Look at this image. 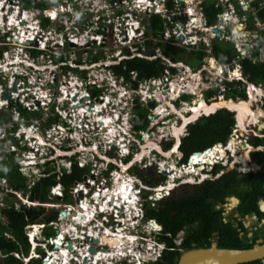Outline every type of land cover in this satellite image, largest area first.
I'll list each match as a JSON object with an SVG mask.
<instances>
[{"label":"built area","instance_id":"obj_1","mask_svg":"<svg viewBox=\"0 0 264 264\" xmlns=\"http://www.w3.org/2000/svg\"><path fill=\"white\" fill-rule=\"evenodd\" d=\"M13 1H15V3L12 4V6H10L12 8H11V13L9 14H6V9L9 6L5 10H2L1 9L2 6L0 5V24H3V17H2L3 15L7 16V22L9 21V18L11 16L18 17L17 19H18L19 24L16 26L17 27L16 34H13V36H11L12 39H10V36L6 35L4 42H3L4 44H7V45H13L14 46L13 48L18 51H23L24 58L14 57L12 60L13 63H15L17 59L20 62L21 61L24 62L25 58L26 60L30 58L32 50L47 51L49 46H51L50 44H53L56 46L63 45V42L65 41L64 33L62 31L63 25L57 23V26L54 25V27L50 29H46V28H43L44 26L42 25L40 26L36 19L32 21L30 20V24H28L25 20L27 13H30V12H33L34 14L43 15L44 18L49 16L51 18L50 20H54L57 16L53 17L54 15L50 14L51 11L47 9H44L43 14H42L39 10L32 9V8H30L29 10H23L21 14L19 15V13L17 12L19 10L18 1L17 0H13ZM161 1L163 5H166L167 0H161ZM183 1L186 2L187 0H172L171 6L173 10L171 11L170 14H165L164 13L165 8L163 9L162 7L156 9L155 12H161V16L164 17L165 20L169 24H171V26L168 29L169 31L164 32L163 38L167 42L173 45L184 47L187 53H190L195 50H198V51L202 50L203 55L201 59V65L198 68H196L195 72H193L192 70L189 69V67H187V65L186 66L183 65L181 67L180 65H178L179 62L175 64V63H172L170 60L164 58V60L167 62V65L163 67L159 77L157 78L151 77V78L144 79L141 84L144 87V89L141 90V92H145L146 87H148L151 84L154 86L152 93H154L155 91L157 93L164 92L168 94L169 97L172 98V100L174 99L176 100L177 98H179L182 95L187 94L191 90L188 84L184 82L181 83L182 81H184V77H182L183 75H186V77L189 76L190 78L196 77V78L201 79V84L203 86V90L199 94L201 97H203L204 93L207 90H209L210 88H214L216 89V94L211 97L215 98L216 96L219 98L220 97L224 98L226 90L229 89V86H227L225 82H233V81L235 82L240 81V83L234 82V85L232 87L236 86V87L241 88L244 91V94L246 97H248V94L250 92H253L255 89L264 91L263 87L260 84L262 82L254 83L247 79V77L242 73L241 64H240V61L245 58L251 59L252 61L256 62V61H262L260 57V53L263 54L264 56V46L263 45L260 46V53L258 54V56L256 58L252 56V53L254 52V48L256 47L257 42H258L259 31L264 30V23L259 18H257V16L255 15L256 9L253 4L254 0H236L237 3L239 4V9H240L239 13L229 3L230 0H219L218 1L219 3H225V2L227 3V9L224 12H222V14L217 15L218 22H215V23L209 22L202 15L201 9L199 6L200 0L195 1L193 11L188 10L186 12L181 10L182 9L181 3ZM4 2L6 3L7 0H4ZM73 2H75V0L66 1L67 7L72 8L69 11H67L66 13L67 17H68V12L70 14H73V11H72L73 10L72 6L74 4ZM106 4L109 5V6H106L107 9L111 8L108 14H105L104 13L105 11L103 12L99 10L95 12V15L97 16L98 20H102L96 28V30H98V32L96 33H99L97 34V36L106 35V30H105V26L107 25L106 20L114 17V18H117V20L120 19V23H118L116 26V34L114 35L115 39L118 40V41L117 40L114 41L115 44L119 43L120 40H131L132 35L136 36L137 39H141V38L144 39V31L146 28H145V25L142 24L141 22V17H139L140 21L135 20L136 19L135 17H138L136 13H138L137 11L138 9L140 10L139 12L143 10L149 11L148 6L150 7L156 6V3L154 1L151 2V0H139V1L133 2L131 0H113V1L107 0ZM257 4L259 6H262L264 4V1L260 0L258 1ZM61 7H66V6L62 4ZM55 11H56V14L58 15V12L60 10L56 8ZM193 18L197 19L198 21L193 22ZM21 19L25 20V23L20 24ZM133 19L135 20L136 25L134 24ZM199 21H203L202 26H200ZM214 28L216 30H214ZM20 29H21V32L19 33ZM207 29L208 31H206ZM51 32L56 33V38H54L53 40L59 39L60 43L52 41ZM128 33H131L132 35H129ZM207 33H209L212 36L207 37L206 36ZM19 34L21 35L18 38ZM180 36H181V39H180ZM73 37L77 39L76 36L71 35V37L67 39L68 41H65L64 43L66 44V42H68L70 44V42H73L71 39ZM94 38L95 37H93V39ZM14 39H16V41H14ZM213 39L232 42L233 47L238 51V54L233 56L229 62L217 61V59L212 54V47L210 44V42ZM74 43H77V42L75 41ZM123 46H128V45H123ZM7 53L8 51L4 50L3 57H7L6 55ZM135 55L144 56L140 52H135L133 53L132 56H135ZM40 56H42V54H39V57ZM44 57L46 59L45 60L46 65H44L43 67L36 66L30 62L25 61L24 63H26V66L32 65V68L24 69V68H21V66L19 67L14 66L12 68L14 73L10 71L11 76L9 74L7 77V79L9 78L8 89L10 88L12 89L13 85H18L16 87H17V91L19 92L12 91L11 89L9 90L11 93V96H16V97L18 96L19 101L24 105L26 109L30 111L38 109V105H43L42 108H44V110H43L42 115L39 116V118H41L42 120L39 119L38 117L27 118V121L29 123L26 125V128L30 131V133L24 132L22 134V131L24 129V126L22 124L25 122V117L19 114V112L13 111L14 115H12V119L4 120L1 114V110L3 106L2 107L0 106V156L1 155L3 156V157H0V161L5 158L6 154L10 153L13 155L14 161L17 164V167L21 173H24L26 175H31L35 179H38V180L40 178H47L51 176L52 174H54L56 183L55 185L50 186L48 191H49V194H51V197L58 196L62 198L63 197V186L58 181L61 179V177L64 174L71 172V167H72L71 161L64 160L63 156L65 154H63L59 150V148L58 147L56 148L53 144H50L49 142H42V144L50 145L54 149V151L49 152L45 148L47 145L45 147L43 145L37 146L34 138H30V135L37 137L38 132L42 131L43 126L46 127L45 131H43V134L45 135V139L50 137L52 132L57 133V136H52L54 140H57L58 138H60V136L63 139L66 138L64 125L62 123L60 124L58 121L60 120V117L65 119V116H66L65 111L62 114L61 112L63 111H60L61 108H59V106L56 105L55 110L57 111L58 115H60V117L58 116L59 119L53 120L51 122H47L48 119L52 117L54 114L50 112L51 114L49 115L47 113L48 110L46 108L45 102L40 100L37 103V100L43 97H47V99H50L49 96L53 97L52 94H50L51 86L50 84H44L43 78H42L43 75L39 74L40 76H36V74L38 73L36 74L34 73L41 72L43 68H46L45 69L46 76L48 77V81L51 82L52 78L61 76V73H60L61 70L54 72L51 69H54L55 67L59 68V66L64 65L67 62L68 58L66 55H62L61 53L59 55H54L53 53H50L48 55L45 53ZM161 58H163V56H161ZM10 61L11 60L8 59V61L4 60L0 63V70H2L3 73H5V70L9 69V67L6 66V63ZM174 64L175 66H179V67H176V72L171 71L169 69V67L173 66ZM130 73H131L132 78H135L136 76L135 72L130 71ZM16 74H19L20 76L17 77ZM178 74H181L180 79H179L180 82H175V81H173L174 83L169 82V81H172V76L178 75ZM61 77H64V75ZM0 78L1 80H3L5 77L4 75H1L0 73ZM39 78H41V81L39 80ZM13 79H16L18 81L17 84L16 83L12 84ZM28 81L31 82L30 85L27 83ZM168 83H169L168 87H166L163 90V87H165L166 84ZM243 83L244 85H242ZM0 90H3V88H0ZM148 97H150L149 93L146 94V97H144V95H141V99L145 101H147L146 99ZM60 98L61 97H57V100H60ZM235 99H238V97H236ZM5 101L6 100H4L3 102ZM179 102H183V99L179 100ZM262 108L264 109L263 103H262ZM13 119H16L19 123V126L17 128H15V123ZM48 123H51V124L53 123V124L51 125V127H49L50 124ZM238 132H239V126L237 122L235 121V123L233 124L231 128V132L229 134V138L226 144L223 146L222 144L217 143V144H214L212 148L220 147V148H223L225 151L229 150L231 152V155L233 156V154L236 153L238 148L244 147L243 145L247 146V143H248V141H246L245 139H243V141L241 140V137L239 136ZM105 141L107 145H110V146L112 145L111 140H109L108 138L105 139ZM92 145L94 146V144ZM230 146H232L231 149H229ZM121 147L123 148V145H121ZM107 149H108V146H107ZM209 152L204 150L198 155H196L195 153H192V155H190L189 161L191 162V158H194V156L204 155ZM75 153L76 151H72L69 155H74ZM206 158L207 157H203L200 165H203L205 163L204 159ZM220 158H221V155H219L218 153H215L213 157L210 158V160L217 161V159L219 160ZM197 163H199L198 160H196L195 162H193L192 160V165H195ZM160 165H161L160 167L162 168L163 165L162 164ZM188 165H191V164L188 163ZM200 165L199 167L201 168L202 166ZM46 166L48 167L47 169H46ZM78 166H82L81 163H78ZM190 169L192 171L194 170L191 167ZM91 172L92 170H90V174L86 173L85 177H81L80 180L74 181V183L68 188V192L69 194L70 193L73 194V198H75L77 194L82 191L81 197L77 200V202L64 203L63 210L66 213L65 217H63L60 213H59V218L57 216V221L64 222L65 220L70 219V220H73V222H75L76 224H78L80 227L79 234L77 233L75 234L72 231L67 230L65 226L61 230H55V228H53L52 226H55L56 228L59 227V223L56 221H50L48 223L44 221H40V222L33 221L25 225V233L27 235L29 242L31 243L30 246H31V253L33 257L38 256L36 253H34V250H33L34 247L35 246L41 247L44 245V243L41 241L42 238L45 239L46 245L51 244V246H53L52 249L46 248V246L43 248L44 254L43 255L40 254L41 264H44L45 261H47V258L51 259V256L48 257V255L50 252H52L53 249H54L53 253H63L64 251V254L65 253L68 254V252L69 254H71V252L76 250L75 253L78 254V257L76 258L79 261V264H83L82 259L84 258V256H87L90 260L91 258H93L90 264H98L95 261L96 259L95 255L97 253H94L93 255L94 257L88 254V250H87V253L84 252L80 254L82 249L85 248V246L79 245V242H77L79 239L81 240L84 239L83 236L85 234H88V231L92 229V226L94 227L93 232H92L93 234L91 236L92 244L93 245L97 244L95 245L97 248L96 250L97 251L99 250V252H101L103 257H109L108 255L109 252L107 250H104V248H106V244L103 243L100 239L101 235L105 234L103 232L106 229L110 231L109 233L114 234V235L121 234L122 236L129 237V239H131L132 237L134 238V243L137 241V244H138V240L141 239L139 235H136V230H138L137 229L138 218L142 217L141 207L137 206L135 212H133L134 209L133 210L129 209V207L127 206L128 203L126 201H122V203H118L116 199L110 200L109 199L110 195L106 197V200L103 203L101 199H104V198L99 196V191H101L99 189L106 188L105 186L94 185L92 189L91 188H89V190L87 189L89 184H91V180L93 179ZM183 181L184 180H182V182ZM34 184H35L34 180H31V182L28 183L27 188L14 189L10 185L9 180L5 176L0 175V223L1 224L6 223V214L1 211V207H4L5 205L9 203L12 204V207L14 209H18V210L21 209L22 207L30 208V207H36L38 205H42V206L52 205V203H43V202H40V201H37L31 198L32 187L34 186ZM164 188L165 186H158L155 189V195L158 197L160 195L159 190H162ZM90 190L92 191L91 193H90ZM134 190L135 192L139 191L138 188H134ZM112 198H115V197H112ZM152 198L155 199L154 196ZM87 200L88 201L90 200V203L86 202ZM103 205L105 207H109V211H111V214L113 217H107V216L101 215V220H102L101 223H104L107 227L113 230L102 227L101 231H99L101 224L99 221L96 222L95 220H93L94 222L92 223V226H89L88 229L85 230V228L84 229L82 228V224L89 220L85 219L84 221H81V223H77V220L73 219L75 216H71L72 213L77 212V215L80 218H83V214L85 213L84 211L88 210L90 212L89 214V218H90V216H92L91 209L95 211L97 207L103 213H107V211H104V208H102L104 207ZM118 205H120V207L122 208H118ZM83 208L85 209L82 212H80L79 209H83ZM119 212L121 214H119ZM132 212L135 214L134 216H131ZM110 221L113 222V225L110 224ZM127 221L130 222L129 224L133 225L130 228L131 234H128V235L122 232L125 228L124 224ZM114 222H117L119 223V225H121L120 230H117L118 226L114 228ZM150 222H153V220H149L147 222L148 229H151ZM97 223L100 224V226H98ZM35 225L38 226L37 227L38 229H35ZM49 225H51L52 227L51 230L54 231V234L47 236L45 235L44 231L49 227ZM155 228L158 229L159 227L156 225ZM85 231L87 232L83 234V232ZM138 233H139V230H138ZM4 234L9 237L8 233L4 232ZM76 235H79V236H76ZM60 236L62 237L61 245H60L62 247L61 249L57 247V240ZM75 237H77V239H75ZM95 239H97L96 242H94ZM69 244H71V248H68ZM139 245L141 244L139 243ZM121 246H125V244ZM136 253L137 252H134L133 254H136ZM156 254H157V251L152 250L148 252L147 257L154 258ZM54 256H57V255L54 254ZM135 258L137 257L135 256ZM57 259L58 258L56 257V261L50 264H57L58 263ZM62 264H65V263H62Z\"/></svg>","mask_w":264,"mask_h":264},{"label":"rangeland","instance_id":"obj_2","mask_svg":"<svg viewBox=\"0 0 264 264\" xmlns=\"http://www.w3.org/2000/svg\"><path fill=\"white\" fill-rule=\"evenodd\" d=\"M131 1L136 2L139 0H131ZM152 1H154L156 3V6L155 7H149L148 6L149 11L143 10V11L139 12L140 10L138 9L137 10L138 13H136L138 17H135L136 18L135 20H139V17L144 18L145 16H147L148 13L155 12V10L160 8V7H162L164 9L165 5H163L161 0H151V2ZM191 1L192 0H188L185 7H187V5ZM14 3H15V1H13V0H7L6 3L4 2V0H0V4H4V7L1 8L2 10H5L8 6H12V4H14ZM51 3L53 5L50 9H54V6H56L57 9L60 10L58 12V15H57L55 21H56V23L63 25L62 31L64 33L65 41H68L67 39H69L71 37V35L76 36L77 39H75L74 37L71 38L73 42H70V44L68 42H66V44H65L64 43L65 41H64L62 46H56V45L50 44L51 46H49L46 54L49 55L51 52L54 55H59L61 53L62 55L67 56V58H68L67 62L64 65L59 66V68H55V70L58 71V70H60V67H63V70L66 71L65 81L67 83H70L69 85L73 84L72 87L74 86L75 83H78L77 80L81 76L84 75V73H81V75H80V73H77L74 71H81V72L86 73V79L83 82L84 85H88L89 82L93 83L92 82L93 81L92 76H96L94 87H96V89L99 90V92L97 94V102H96V104L98 106L97 111L100 112V115H102V116L107 115L110 119H112L110 121L111 122L110 123L111 126L109 127L110 129L107 127V130L104 132V131H101V127L99 125L100 123H98V121H97L96 126L93 127V116L92 115L87 114L85 112H81L80 115H82L83 117L86 116V118H87V122H85V127L78 129V131L76 133L74 132L75 127H69L68 128L69 132L68 133L65 132V136H69V137H71V139L72 138L73 139L78 138L81 140L82 149H83L82 151H80L81 152V158L83 159L85 156H88V157H91V159H92V165L94 166V169L92 170L91 175L93 176V179L91 180V184H89L87 189L88 190H89V188L92 189L94 187V185L105 186L106 188L99 189V190H101V191H99V196L100 197L103 196L102 198H104V199H101V201L104 203L106 200V197L109 195H110V198H109L110 200H115L116 195L112 196L110 194V191H112V188L115 185V181L123 182V180L126 181V178L128 177L131 179L132 183L139 182L142 185H145V183L141 179H139V178H143V176H145L144 179L146 180L147 185L156 184L161 178H162V182L164 183L165 181L168 180L166 174H164L163 172L162 173H156L157 172L156 167L154 169L151 168L148 170V168H149L148 165L156 166L157 163L153 161L151 164H147L145 161H148V160L155 158L157 156V155L153 154V151H152V148L156 147L154 144L159 143V145H161V147L162 146L164 147L165 144L168 142V140L170 141L171 139H173V131L171 129L172 126L178 125L180 123V121H182L181 125L183 124V120L180 117V112H179V115L176 113H175L176 115H173L171 110L169 109V105L166 107L161 102L159 104L160 108L158 107V116L156 118H153V119L151 116H148V118H149L148 124L142 130V132H140L138 135H136V132H134L133 121H132L133 119L136 118V115L140 112V109L136 108V102H140L141 104H143L145 102V100L141 99V96H140V83L136 79H133L131 76H129L126 80H123L122 78L116 79V77L114 76L113 70L111 68V65L118 63V60L121 58L123 45H128V49L131 51V56H132L133 53L137 52V50L139 52H142L143 50L145 52L147 51L146 45L149 44V38H148V41L143 40L142 38L137 39L136 36H133L131 33H128L129 35H132L131 40H120L119 43L115 44L114 41H116L117 39H115L114 35L116 34V26L118 23H120V19L117 20V18H114V17L106 20V22H107V25L105 26L106 35L97 36V34H99V33H96V32H98V30H96V28L102 20H98L97 16L95 15V12L97 10H99V11H103V12L105 11L104 13L108 14L109 11L111 10V8H108V9L106 8V6H109L108 4H106L107 0H76L75 2H73L74 4L72 6L73 7V10H72L73 14H70L68 12V17L66 15V13H67V11L72 9L71 7H67V4H65L66 7H61V5L56 4L55 0H52ZM75 6H76V8H75ZM105 8H106V10H105ZM62 10H64V11H62ZM42 17H44V16L42 15ZM31 19H33V20L36 19L40 25L39 14H34L33 12L27 13V16L25 18L26 22L30 24ZM135 20L133 19L134 24L136 25ZM216 21L218 22V20L213 19L210 22L214 23ZM50 25L54 27V24L52 25V23H51ZM55 25L57 26V24H55ZM6 31H7V33H6ZM16 32H17V29H14V27H12L10 29L0 28V35L8 34L11 37V36H13V34H16ZM51 36H52L51 39L53 42L60 43L59 39L53 40L54 38H56L55 32H51ZM206 36L211 37L212 35L207 33ZM93 37H95V38L93 39ZM75 41L77 43H74ZM138 42H141V44H139V46H137ZM13 47H14L13 45H9L8 49L12 50ZM138 47H140V48H138ZM98 51L101 52V55H103V57L95 59L94 56L97 55ZM11 52L14 54H18V52H13V51H11ZM183 53H187V52L184 51ZM6 55L10 56L11 54L7 53ZM260 57L262 60L260 62H264L263 54L260 53ZM123 58H125V57H123ZM39 59H45L44 55L42 54V56H40ZM94 61H96L97 63L93 64ZM79 63H81L82 65H80ZM192 64L194 66L197 65L194 62ZM175 72H176V70H175ZM180 76H181V74L172 76V81H169V82H171V83H174L173 81L180 82V80H179ZM182 77H184V81H182L181 83L184 82L190 86V89H194V86H195L196 82L198 81L196 79V77L189 78V77H186V75H183ZM260 84L264 89V82H262ZM168 85H169V83L166 84L165 87H163V90L166 87H168ZM242 85H244V83ZM68 89H70V87L67 88V90ZM72 89H74V88H72ZM124 89H126V93L124 95H125V97H127L128 101H123L122 99L119 100L117 98V96L120 94V93H118V91L122 92ZM199 94L200 93H198V95L195 97H193L192 95H187V94L182 96V97H184V98H182L183 102H179L178 106H180L179 111L181 110L183 115H186L188 113L189 106H193V104L197 101ZM261 95L262 94L260 93V96ZM204 96L203 97L199 96V97L202 100H204L205 102H212V101H215L216 99L219 98L216 96H215V98H213V97L205 98ZM158 97H160L161 99L165 98L167 100H170L169 95L164 93V92L162 93V95H158ZM229 97L232 99H225V100L226 101H228V100L238 101V99L243 100V99H240V97H238L237 100H233L236 97L235 98L232 96H229ZM259 98L257 97L255 99V101L253 100L251 102V105H250L251 106V112L254 113V115L257 114L256 119L251 120V119H249L248 115L242 116V121H243L245 127L242 128L241 130H239V132H238L242 141H243V139L248 141L249 139L254 137V134L257 136L258 134H260V131L264 128V109L262 108V104H261L262 101L257 102V99H259ZM249 99H250V93H249V97H247L245 100H249ZM87 101H89V100H87ZM175 101H178V98ZM84 103H86V101H84ZM84 103H83V105H85ZM186 105L188 106V109L184 108ZM224 106H226V105H224ZM263 106H264V102H263ZM65 107H66L67 114H69V113L72 114V116H71V118H73L72 123H78L77 121L74 120V118L77 117L78 113L74 109L70 108V105H67ZM218 108H220V107H218ZM69 110H70V112H69ZM228 111L232 112V110H228ZM160 112H162V113H160ZM47 113L49 115L51 114L49 111ZM133 113H134V115L132 117ZM151 113H155V109L152 110ZM232 113H233V115L235 114V117H236V111H235V113L234 112H232ZM148 115H150V114H148ZM187 116H190V115H187ZM131 117H132V119H131ZM80 118H82V117H80ZM39 119H41V118H39ZM116 119H117V121H116ZM195 120H196V118L190 120L191 121L190 123H193ZM235 120L237 122V118H235ZM185 121H188V120H185ZM116 123L119 124L122 128L120 126L117 127ZM103 124L107 125L106 123H103ZM51 125L52 124H50L49 127H51ZM180 126H177V127H180ZM166 127H167V129H166ZM109 130L112 132H109ZM185 130H186V127L185 128L183 127L178 132V136L180 137V139H181V137H183L185 135ZM116 135L117 136L120 135V137H117ZM55 136H57V135H55ZM74 136H76V137L74 138ZM106 137L107 138L109 137L108 138L109 140H111V139L114 140L113 141L114 145H111V146L107 145V143L105 141ZM53 140H54V138H53ZM90 140H93V141L96 140L94 146L92 144H89ZM152 143H154V144H152ZM177 143H179V139L175 141V144H177ZM120 145H123L124 148H121ZM247 145H249V144L247 143ZM107 146H108V149H107ZM244 147H246V146H244ZM143 148H144V152L142 153L141 158L138 157L139 159L137 161L133 162L134 156L137 153H140L141 150H143ZM90 149L92 151H90ZM173 150H175V145L173 147ZM245 150L246 149H244L243 147H240L237 149V151H236L237 154H235V155H239L240 153L244 152ZM256 150H258V149H256ZM94 151L97 153L94 154ZM168 152H170V151H168ZM163 153H165V152H163ZM233 153H235V152H233ZM174 154H170L169 157L166 156L165 154H162V156L160 157L159 163H158L159 168H161L160 164H162L164 169H166V168L172 169V177L170 178V180L179 179L180 177L178 175L188 176L190 178H196L197 176H200V172H202L204 169L209 170V168H211V166H212L210 164L207 165V162H205L201 168L199 166H196V171H194V170L192 171L191 169L186 170L183 168L182 165H180V164L186 163L185 156H183L181 159H176ZM246 155H247V160H241L240 158H235V161H234L233 160L234 156L232 159L231 156L229 157L228 154H226V155H223V157H221V159L219 160V164L222 167L226 166V168L233 166V168H231V169H236L240 172L251 171L255 168V165L254 164L246 165L247 161L249 160V150L247 151ZM6 156H10V155H6ZM137 156H138V154H137ZM0 157H3V156L1 155ZM70 157H71V155H69V158ZM126 157H129V161L127 162L129 164V166H128L129 169H126V176L127 177L125 178L123 175H121L120 172L122 170L121 167L124 164L123 162L125 161ZM67 158H68V156L64 160H67ZM3 160H5V159H3ZM210 162H213V161L210 160ZM237 162L240 163V167L242 165L243 170L236 165ZM127 163H125L124 165H126ZM244 170H246V171H244ZM113 174H117V175H113ZM83 176H84V173H83ZM190 184H194V183H190ZM147 185H145V186H147ZM182 185H184V186H182ZM133 186L134 187L136 186V188L142 187V186H137V185H133ZM183 188H190V186L188 183L181 184V185L175 187L174 189H172V191L178 190V189L183 190ZM139 191L140 192L138 193V196H140L142 194L143 195H149L151 193L149 190H146L144 188L142 190H139ZM132 192H135V190L134 191L132 190ZM69 195L71 198H73L72 193H70ZM111 196L115 197V198H111ZM54 198L55 197H52V199H54ZM234 200H235V198L230 196L227 199V201L224 203L226 205V209H227L225 211L226 213L229 214V212H227V211H229V208L235 204ZM118 203H122V202H118ZM50 206L38 205L36 207H30V208L44 207V209H45L44 214H50L51 210L59 211V209L62 208V203H58V202L54 201V203H52V205H50ZM118 206H120V205H118ZM218 206H220V205L219 204L216 205V207H218ZM104 210L107 211V213H100L99 208L97 207L96 208L97 215H99V216L104 215L107 217H113L111 214V211H109V207H106ZM119 214H121V213L119 212ZM134 215H135L134 213L131 214V216H134ZM58 218H59V214H58ZM88 220L89 221L84 222L82 224V228L83 229L85 228V230L88 229L89 225L92 226L91 218H89ZM37 221H46V220L43 219V220H37ZM52 221H56L59 223L58 228H56L55 226H52L53 228H55V230H61L65 226L67 230L72 231L75 234L79 233L80 227L75 222L72 223L70 219H67L64 222H61V221H57V218H56ZM46 222H48V221H46ZM129 223H130L129 221L125 222V224H124L125 228L122 231L123 233H126L127 235L131 234L130 228L133 226L132 224H129ZM98 226H100V224H98ZM117 226H118L117 230H120L121 225H119V223H117V222H114V228H116ZM52 227H51V225H49L48 228H52ZM102 227L109 228L105 224H102L100 226L99 231H101ZM93 229H94V227L92 226V230ZM109 229L113 230L111 228H109ZM185 230L186 229L182 230L183 232H179L178 237L175 241L176 245H181V243L184 242V239L186 236ZM136 235H138V230H136ZM83 237H86V236H83ZM60 239L61 238H58V240H60ZM75 239H77V237H75ZM136 240H137V238H136ZM41 241L44 243V245L41 247L35 246L33 249L34 253H36L38 256L37 257H31L30 260H38L40 262V258H41L40 254H42V252H43L42 248H44L46 246V248L52 249L53 246H51V244L46 245L45 239L42 238ZM27 242L29 244H31L29 242L28 238H27ZM77 242H79V241H77ZM84 242L92 245V241L89 239H86ZM142 243L143 242H140L141 245H142ZM60 245H61V241L57 243V247L59 248ZM95 245H97V244H95ZM95 245H94V247L96 248ZM136 249H143V247L137 246V241L135 243H133L130 251H127V250L126 251L129 254H133ZM182 250L183 249L180 248V252ZM30 252H31V248H30ZM123 253H125V252H123ZM100 255L103 257L101 252H99V250H98L97 254L95 255V258L97 259V262H99V264H102V257ZM29 256H32V253H30ZM66 257L68 259V262L66 264H79V261L76 258V257H78V254H76L75 251L71 252V254H69V252H68V254L65 253L63 260L65 258V261H66ZM119 257L120 256H115V257L111 256L110 257V255H109V257H107L105 259V263L106 264H120ZM136 257H137V255H136ZM151 261H153V260H151L150 258H147V259L143 260V262L141 261V263L145 264V263L151 262ZM57 262H58L57 264L63 263V261L62 260L60 261L59 259H57Z\"/></svg>","mask_w":264,"mask_h":264},{"label":"trees","instance_id":"obj_3","mask_svg":"<svg viewBox=\"0 0 264 264\" xmlns=\"http://www.w3.org/2000/svg\"><path fill=\"white\" fill-rule=\"evenodd\" d=\"M22 1L27 7L44 8V2L31 5L30 0ZM215 1L216 0L202 1V10L207 19H214L216 13L221 12L223 9V6L221 5L215 6ZM258 1L260 0H254L253 2L256 9L255 15L264 23V4L259 6L257 4ZM171 2L172 0H168V4L165 6L166 9L171 8ZM145 21H148V25L147 29L144 31L143 40L148 41L149 38V43H152L153 40L151 38L159 37L161 18L156 13H149L146 19H142V22ZM48 24H50L49 19L41 17V25L44 26ZM1 39H4L3 36ZM139 44H141V42H138L137 46H139ZM261 45L264 46V30L259 31L258 42L252 53L254 58L258 56ZM211 47L213 55L220 62H229L233 56L238 54V51L229 41H213ZM155 49H158L160 53L170 57L172 60L175 59L177 53L184 54L183 52L185 51L184 47H178L177 45L159 40L153 41L148 54H155ZM137 52L139 51L137 50ZM130 54L131 51L128 49V46H122V55L129 56ZM189 54L191 59H196L200 62L203 51L195 50ZM100 57H103V55L98 51L94 58L98 59ZM240 64L242 73L248 80L253 81L254 83L264 81V62H254L251 59L245 58L240 61ZM162 67L163 64H161L159 57L148 59L137 55L125 57L120 59L118 63L114 64V66L111 65L113 73L117 77H123L124 79L129 77V71L131 70H134L137 73L138 78L159 76ZM169 69L175 71L174 68L169 67ZM234 82L235 81L225 82L226 85L229 86V89L225 92V97L238 96L244 98L245 95L241 88L236 86L232 87ZM235 83H240V81ZM98 92V89H95L94 87L91 88L92 95L97 96ZM215 94L216 89L210 88L205 92V98H209ZM217 100L218 99L209 102L208 104L215 103ZM153 106L154 103L150 102L147 106L143 107L144 112L138 114L135 120V129L143 130L146 127L148 124L147 111ZM17 109L27 115L24 109L19 106ZM5 113L7 114L5 115ZM5 113L2 116L3 118L8 117V112L5 111ZM53 118L58 120L59 117L55 114V117ZM51 121L52 118L50 117L47 122ZM234 122L235 118L233 113L225 108H219L213 113L200 116L193 123H189L186 126V133L180 139L178 151L180 150L188 156L194 151H203L207 147H211L217 143L225 144L229 138ZM261 131L264 134V128ZM248 143L254 147L264 146V138L254 136L248 140ZM170 144L171 142L168 141L165 144V148H168ZM210 154L211 151L204 155L194 156V158H191L190 163L192 164V160L195 162L198 157V161L201 163L203 157ZM9 155L13 158L12 154ZM10 156H7L6 160L0 161V175L7 177L13 188H24L26 182L25 177L17 170L16 165ZM182 157L183 155L180 153V159ZM249 158L251 162L259 164V169H257L256 172L249 171L240 173L235 169L226 171L219 176L206 179L202 183L189 184L190 188L173 190L169 196L161 199L156 207L146 209V216L156 219L162 226L163 231L159 240L165 242L168 249H165L159 260L147 262L145 264H176L180 254V248H191L190 242H194L197 246H208V237L214 231L220 232L223 239L226 235L235 237V228L231 227L229 223L222 222V207L219 206L217 208L216 205L224 203L225 198L229 195H234L239 199L236 210H240L242 214L257 212L258 208L253 205L252 202L257 198L264 200V148L261 150L250 151ZM204 160L210 161V159ZM47 168L48 167L46 166V169ZM221 169L222 166L220 164H215L211 169V173L214 175ZM82 173L83 169H79L74 165L70 173H66L61 177L60 180L64 190L63 197L60 201L65 203L71 202L68 188L75 180L80 179ZM143 178H145V176H143ZM55 182L54 174L47 178H42L34 186V198L37 197L41 201L47 200L49 187ZM257 203L264 210V202L257 199ZM2 211L6 214V223H0V264H22V255L26 256L29 253V244L24 233L25 224L29 221L43 219L46 221H52L56 218L57 211L51 210L50 214H44V207H22L19 210L5 208ZM184 227H187L184 242H182L181 245H176L173 242L172 237L168 236L167 233H171L173 236ZM4 232L9 233L10 237H6ZM45 234L50 236L54 234V231L49 229ZM226 242L228 243L221 244L220 246L224 248H237V246L231 243L229 239L226 240ZM15 252L19 254V257L15 255ZM27 264H39V261L30 260Z\"/></svg>","mask_w":264,"mask_h":264},{"label":"clouds","instance_id":"obj_4","mask_svg":"<svg viewBox=\"0 0 264 264\" xmlns=\"http://www.w3.org/2000/svg\"><path fill=\"white\" fill-rule=\"evenodd\" d=\"M188 2V0L186 1V2H182L181 3V10L182 11H184V12H186V11H193V7H194V4H195V2L192 0L188 5H190V6H188V7H182V5L183 4H186ZM168 4V0H167V3H166V5ZM2 7H4V4H0ZM165 5V6H166ZM31 7H29L27 10H29ZM165 8V11H164V13H166V14H170L171 13V11L173 10V9H166V7H164ZM151 13H156V14H158V15H161V12H151ZM3 17V20H4V15L2 16ZM41 17H42V15H39V18H40V25H41ZM47 18V17H46ZM21 21H24L23 23H25V20H23V19H21L20 20V24H23V23H21ZM141 22H142V17H141ZM142 24H143V22H142ZM14 27V29H17V27H16V25H14L13 26ZM0 28H3V29H10V28H12L11 26H9L8 24H7V21L6 22H4L3 21V24H0ZM146 30V29H145ZM6 33H7V31H6ZM6 35H8V34H6ZM6 35H0V46H1V49H0V51H1V55H0V63L2 62V61H4V60H7L8 61V59L9 60H11L10 62H8V63H6V66H8L9 67V69H7V70H5V73H3V71L2 70H0V73H1V75H4V79L3 80H1V78H0V88H3V90H0V106L2 107L3 106V108H2V110H1V114H2V116H3V114L5 113V111L6 112H8V117H6V118H4V120H8V119H12V115H14L13 114V111H16V112H21L20 110H18L17 108H18V106L20 107V108H22V109H24V111L25 112H28L29 114H31V116H29V118L30 117H39L40 115H42V113H43V110H44V108H42L43 107V105H38V109H36V110H33V111H30V110H28V109H26L25 107H24V105L19 101V99H18V96L16 97V96H11V93H10V89H8V83H9V78L7 79V77H8V75L10 74V76H11V73H10V71H12L13 73H14V71H13V67L15 66V67H19V66H21V68H28V69H30V68H32V65H27L26 66V63H24L25 61L26 62H30V63H32L33 65H36V66H40V67H43L44 65H46V63H45V59H39V54H45L47 51H34V50H32L31 52V55H30V58H28L27 60H26V58H25V60H24V62H20V61H18V59H17V61L15 62V63H13L12 62V60H13V58L14 57H21V58H24L23 57V51H18V50H16V49H14V48H12V50L11 49H8V47H9V45H7V44H4L3 42H4V39H5V36ZM3 36V40L1 39V37ZM9 36V35H8ZM10 39H12L11 37H10ZM14 41H16V39H14ZM220 41H225V40H220ZM230 42V41H229ZM232 43V42H231ZM4 50H7L8 51V53L9 54H11L10 56H7V57H3V51ZM11 51H13V52H18V54H14V53H12ZM30 51V50H29ZM144 51V50H143ZM143 51L142 52H140V53H142L144 56H141V57H147V58H156V57H159L160 58V62H161V64H163V67H165L166 65H167V62L164 60V58H166V59H168L165 55H163V54H161L160 52H159V50L158 49H155V51L156 52H158V54H153V55H149V56H146L144 53H143ZM186 51V50H185ZM51 53V52H50ZM161 56H163V58H161ZM123 57H132L131 56V54L129 55V56H121V58L120 59H122ZM119 59V60H120ZM119 60H118V62H119ZM169 60V59H168ZM95 63H97L96 61H94L93 62V64H95ZM172 63H174V62H172ZM80 65H82L81 63H79ZM113 64V63H112ZM176 64V63H175ZM175 64L173 65V66H171L170 68H174V70H176V67H179V66H175ZM201 65V64H200ZM199 65V66H200ZM198 66V67H199ZM163 67H162V69H163ZM188 67V66H187ZM197 67V68H198ZM56 68V67H55ZM55 68L54 69H51V70H53L54 72H56V70H55ZM12 69V70H11ZM45 69L46 68H43V70L42 71H44V74H42L43 75V82H44V84H50V86L51 87H53L54 88V92H55V94H54V96L53 97H51V96H49V98L50 99H47V97H43V98H39L38 100H37V103H38V101H40V100H42L43 102H45V105H46V108H47V110L49 111V112H51V113H53V114H56V115H58V113H57V111L55 110V106L56 105H58V106H61V105H63V102L61 103V101L63 100V97H61L60 98V100H57V97H60L58 94H57V88H56V86H57V79H58V77H61V76H63L62 74H61V76H57L56 78H55V81H54V83H52V82H49L48 81V77L46 76V73H45ZM189 69L190 70H192L193 72H195V70L196 69H192V68H190L189 67ZM18 70V69H17ZM21 70V69H20ZM60 70L62 71L63 70V67H60ZM131 71H133V72H135L134 70H131ZM74 72H77V73H80V75H81V71H74ZM135 74H136V76H135V78H133V79H136L139 83H140V96L141 95H143L144 94V97H146V94L147 93H149V95H150V97H148L146 100L147 101H145L143 104H141L140 102H136V108H138V109H140V112L138 113V114H140V113H142V111H144V106H147V104L148 103H150V102H152V103H154V106L153 107H150L149 108V110L147 111V118H148V116H151L152 117V119L153 118H156L157 116H158V107H159V104L162 102L166 107L169 105V109L171 110V112H172V114L173 115H176V114H178L179 115V112H178V110H179V108H180V106H178V103H179V100H182V96H180L179 98H178V101H175V99L174 100H172V98H170V100H167V99H165V98H163V99H161L160 97H158V95H162V93H157L156 91L154 92V93H152L153 91V88H154V86L153 85H149L148 87H146V89H145V92H141V90H143L144 89V87L141 85L142 84V82H143V80L144 79H147V78H138L137 77V73L135 72ZM47 75H48V73H47ZM16 76L17 77H19L20 75L19 74H16ZM115 77H116V79H123V80H126V79H124L123 77H117L116 75H114ZM129 76H131V73H130V71H129ZM66 77V76H65ZM82 77V78H81ZM78 80H77V82L78 83H76V85L77 86H81V87H84L85 85H84V81H85V79H86V73L84 72V75L83 76H81ZM93 77V83H90L89 82V84L88 85H90L91 86V88L92 87H94V85H95V80H96V76H92ZM132 77V76H131ZM153 78H157V77H159V76H152ZM189 77V76H188ZM149 78H151V77H149ZM190 78V77H189ZM198 81L196 82V84H195V86H194V89H191L188 93H187V95H192L193 97H195V96H197L198 95V93H201V91L203 90V86H202V84H201V79H199V78H196ZM250 81V80H249ZM17 80L16 79H13V82H12V84H14V83H16L17 84ZM253 82V81H252ZM263 82V81H262ZM27 84V83H26ZM16 86H18V85H13L12 86V91H16V92H19V91H17V87ZM77 86H75V84H74V86H73V88H76ZM164 86V85H163ZM95 89H96V87H94ZM68 90H70V89H68ZM4 91H7L8 92V97H5V96H3L2 95V93L4 92ZM208 91V90H207ZM244 92V91H243ZM118 93H120L118 96H117V98L119 99V100H123V101H128V99H127V97H125V93H126V89H124L122 92L121 91H118ZM66 94H67V89H66ZM84 94H86V93H84ZM204 95H205V93H204ZM203 95V96H204ZM245 95V94H244ZM200 96V95H199ZM108 97V96H107ZM205 97V96H204ZM232 97H238V96H232ZM85 98V97H84ZM96 98H97V96H96ZM228 97H225V95H224V99H227ZM241 98V97H240ZM246 98V96H244V98H242V99H245ZM201 99V98H200ZM4 100H6L5 102H3ZM65 100H66V96H65ZM64 100V101H65ZM234 100H236V99H234ZM204 101V100H203ZM177 105V106H176ZM194 105V104H193ZM95 107H96V105H94ZM141 107V108H139V107ZM13 107V108H12ZM189 107H191V106H189ZM221 108H226V109H228L227 107H221ZM155 109V113H151L152 112V110H154ZM219 109V108H218ZM217 110V109H216ZM228 110H230V109H228ZM65 112H66V110H64ZM215 111V110H214ZM213 111V112H214ZM77 113H78V110L76 111ZM150 112V113H149ZM232 112H234V111H232ZM176 113V114H175ZM19 114H21V113H19ZM138 114L136 115V118H137V116H138ZM148 114H150V115H148ZM205 114H207V113H201V114H199V116H197L196 117V119L197 118H199L200 116H202V115H205ZM65 119H63V118H61L60 117V115H58L59 117H60V119H62V120H65V123L63 124L64 125V130H65V132H69V130H68V128L69 127H75V129H74V132L76 133L77 131H78V129H81V128H84L85 127V122L87 121V118H86V116H82V115H80V114H78L77 115V117L76 118H74V120L75 121H77L78 123H71L72 121H73V118H71V116H72V114H67V112L65 113ZM120 115V114H119ZM133 115H134V113L132 114V117H133ZM187 115H190V111H188V113L185 115L186 116V118L188 117ZM235 115V114H234ZM23 116V115H22ZM80 117H82V118H80ZM132 117H131V119H132ZM28 118V117H27ZM27 118L25 117V122L22 124L23 126H24V129H23V131H22V134L24 133V132H27V133H30V131L26 128V125L29 123L28 121H27ZM119 118V117H118ZM136 118L135 119H133L132 121H133V128H134V125H135V120H136ZM234 118H236V117H234ZM67 119V120H66ZM13 121H14V123H15V128H17L18 126H19V123H18V121L16 120V119H13ZM116 121H117V119H116ZM236 121V120H235ZM148 122H149V118H148ZM191 121L189 120V121H187L186 122V124L184 125V128L190 123ZM118 123V122H117ZM116 123V126L118 127V126H120L119 124H117ZM181 121H180V123L178 124V125H176V126H180L181 125ZM235 123V122H234ZM48 124H51V123H48ZM53 124V123H52ZM61 124V123H60ZM71 124V125H70ZM121 127V126H120ZM122 128V127H121ZM46 129V127L45 126H43L42 127V131L41 132H38V136L37 137H35V136H31L30 135V138H34V140H35V143H36V145L37 146H41V145H43L44 147L47 145V144H42V142H49L50 144H53L56 148L58 147L59 148V150L61 151V147H63L65 144H66V142L68 141V139H71V137H69V136H66V138L65 139H63V138H61V136H60V138H58L57 140H53V138H52V136H55V135H57V133H54V132H52L51 133V136L50 137H48L47 139H45V135L43 134V131ZM134 132H136V135H138L140 132H142V130H139V129H135L134 128ZM138 132V133H137ZM185 133H186V130H185ZM117 136V135H116ZM76 136H74V138H75ZM117 137H120V135H118ZM73 139V138H72ZM121 139V138H120ZM175 138L173 137V139H171L170 140V142H171V144H170V146H172V143L175 141L174 140ZM180 140V139H179ZM228 140V139H227ZM114 140H112L111 139V142H112V145H114V142H113ZM169 141V140H168ZM227 142V141H226ZM180 143V142H179ZM220 144H222V143H220ZM226 144V143H225ZM225 144H222L223 146L225 145ZM249 144V143H248ZM243 146H245V145H243ZM248 146H250V148L251 149H249V152H250V150L252 151V149H254L253 148V146L252 145H248ZM120 147H121V145H120ZM49 152H52V151H54V149L50 146V145H47L46 147H45ZM122 148V147H121ZM123 148H124V146H123ZM210 148V150H211V148H212V146L211 147H209ZM244 149H245V147H243ZM258 148H260V146L259 147H256V149H258ZM170 150H171V147H170ZM170 150H168V151H170ZM204 150H206V149H204ZM203 150V151H204ZM203 151H199V153H201V152H203ZM195 152V151H194ZM194 152H192V153H194ZM177 154L176 152H173V154ZM178 153H181L183 156H185V160H186V163H184V164H180V165H182L183 166V168L184 169H190V167L192 168V169H194V171H196V166H199L200 165V163H197V164H195V165H192L191 163H190V161H189V158H190V155H192V153L191 154H189L188 156H186L182 151H180L179 150V152ZM10 153H8V154H6V155H9ZM226 154H228V156L230 157H232L233 158V156L236 154H233V156L231 155V152L229 151V150H226L225 151V153H224V155H226ZM177 156V155H176ZM221 157H223V156H221ZM7 158V156L4 158V159H6ZM177 158V157H176ZM221 159V158H220ZM219 159V160H220ZM250 159V158H249ZM3 160V159H2ZM219 160H217V161H213L212 163H210V162H208L207 163V165H212L211 166V168H209V170H206V169H204L202 172H200V176H197L196 178H190V177H188V176H182V175H178L180 178L179 179H177V180H168L167 181V183L166 184H163V185H161V186H165V188L164 189H162V190H159V196L157 197L156 195H155V191L153 192V196L155 197V199H150L149 198V195H148V197H146L147 195H140V196H138V193L140 192V191H136V192H134L135 194H134V205H133V207L136 209V207L137 206H140L141 207V209L143 208L145 211H146V209H148V208H152V206L153 205H155V204H158L159 203V201L161 200V199H163V198H165V197H167V196H169L170 195V193L172 192V189H174L175 187H177V186H179V185H181V184H186V183H188V184H190V183H194V184H199V183H202L204 180H206V179H211V178H213V177H216V176H219L220 174H222V173H225L226 171H229V170H232L231 168H233V166L232 167H227L226 168V166H223L222 167V169L221 170H219V172H217L216 174H212L211 173V169H212V167L215 165V164H219ZM231 160V159H230ZM13 161H14V157H13ZM250 160H248L247 161V163L249 162ZM14 163H15V161H14ZM188 163L189 164H191V165H188ZM215 163V164H214ZM231 163V162H230ZM242 164V163H241ZM236 165L237 166H239L240 167V163L239 162H237L236 163ZM247 165V164H246ZM200 166H203V165H200ZM76 167H78L77 165H76ZM226 168V169H225ZM236 170V169H235ZM71 171H72V169H71ZM238 171V170H237ZM240 172V171H239ZM247 172H249V171H247ZM182 180H184L183 182H182ZM56 181V180H55ZM61 185H62V183H61V180H59L58 181ZM56 183V182H55ZM55 183L54 184H52V185H50V186H53V185H55ZM133 185H142L141 183H137L136 184V182L135 183H133ZM63 186V185H62ZM134 188H136V186L134 187L133 186V191H134ZM143 188L142 187H139L138 188V190H142ZM63 190H64V187H63ZM166 190H167V192H166ZM69 193V192H68ZM81 197V192H80V196H78V194H77V196L75 197V198H73L74 199V201L75 202H77V200L79 199ZM229 197V196H228ZM228 197H226V199H228ZM77 198V199H76ZM147 198V199H146ZM258 200H261L262 202H264V200H262V199H258ZM227 201V200H226ZM225 201V202H226ZM255 202H257V199H255ZM59 203H62V208L61 209H59V211H57V216H58V214L61 212V211H64L63 210V202H59ZM152 204V205H151ZM151 207H150V206ZM51 207V206H50ZM18 210V209H17ZM131 210H133V209H131ZM91 212H92V216H90V218H91V223H93L94 221L93 220H95L96 222H100V224L102 225V224H104V223H101V216H99V215H97V211L95 210V211H93V209L91 210ZM99 212L100 213H103L101 210H99ZM133 212H135L134 210H133ZM147 219H144L143 217H140V218H138V225H137V229L139 230V233H138V235L141 237V239H139L138 240V244H137V246H141V247H143V249H136L134 252H137L136 254H129L128 252H125V253H123L122 254V256H120L119 257V260H120V264H142L141 263V261L143 262V260H145V259H147L148 257V252H150V251H157V254H156V256L154 257V258H150L151 260H153V261H156V260H159L160 258H161V255H162V253L165 251V249H168V246H167V244L165 243V242H163V241H160L159 239V237H160V235H161V233H162V226L160 225V223H158L154 218H149V217H146ZM149 220H153V222H150V226H151V229H148L147 228V222L149 221ZM29 222H33V221H29ZM29 222H27V223H29ZM34 222H40V221H37V220H35ZM44 222H46V221H44ZM48 222H50V221H48ZM48 222H46V223H48ZM26 223V224H27ZM25 224V225H26ZM98 224V223H97ZM154 224V225H153ZM78 225V224H77ZM158 226L159 228L157 229V228H155V226ZM79 226V225H78ZM154 227V228H153ZM49 229H51V228H47L45 231H44V233H46L47 232V230H49ZM184 229H186V227H184L182 230H184ZM182 230H180V231H178L175 235H171V233H167L168 234V236H170V237H172V240H173V242L175 243V241H176V239H177V237H178V234H179V232H183ZM7 233V232H6ZM24 233H25V226H24ZM9 234V233H8ZM79 234V233H78ZM25 235H26V233H25ZM46 235V234H45ZM146 235V236H145ZM48 236V235H47ZM84 236H86V237H84V239L83 240H81V239H79L78 241H79V245H81V243L80 242H83L82 243V245H84L85 247L87 246V250L89 249V243H86V242H84L86 239H89V240H91V236H88V234H85ZM6 237H8V236H6ZM9 237H10V235H9ZM26 239H27V235H26ZM140 242H143L142 243V245H139V243ZM29 244V243H28ZM31 244H29V253L28 254H30L31 252H30V248H31V246H30ZM78 245V246H79ZM93 245V244H92ZM69 246L70 247H68V248H71V244H69ZM76 246V245H75ZM97 248H95V253H97V250H96ZM127 250V249H126ZM42 251H43V248H42ZM129 251V250H128ZM75 252H76V250H75ZM44 254V251L42 252V254L41 255H43ZM89 255H91L90 253H88ZM94 255V254H93ZM92 255V256H93ZM137 255V258H135V256ZM33 257V256H32ZM94 257V256H93ZM93 258H91V260H92ZM91 260H90V263H91ZM141 260V261H140ZM95 261H96V263H98L97 262V259H95ZM40 263H41V258H40Z\"/></svg>","mask_w":264,"mask_h":264},{"label":"flooded vegetation","instance_id":"obj_5","mask_svg":"<svg viewBox=\"0 0 264 264\" xmlns=\"http://www.w3.org/2000/svg\"><path fill=\"white\" fill-rule=\"evenodd\" d=\"M17 1H18V6H19V10L17 12L20 15L23 10H27L29 7H27L25 5V3L23 4V1L22 0H17ZM51 1L52 0H30V4L32 5V4H37V3L39 4L41 2H44L43 3L44 4V8H39V7H36V8H32L31 7V8L32 9L39 10L42 14H43V10L44 9L50 10L51 11V14L54 15L53 17H56L57 14H56L55 9L57 7L54 6V9H50L52 7V5H53L51 3ZM66 1L67 0H55V2H56L57 5H62V4L65 5L66 4ZM11 8L12 7L9 6L6 9V14L11 13ZM75 8H76V6H75ZM47 18L49 19L50 24L51 23H52V25L53 24L54 25L57 24L56 21H55L56 18L54 20H50L51 18L49 16H47ZM32 20L33 19H31V21ZM3 21L4 22L7 21V16L6 15H4V20ZM50 24L44 25L43 28H46V29L52 28L53 26H51ZM0 49H1V46H0ZM43 55H44V53H43ZM36 73H38V74H36ZM60 73L62 75H64V77H58L56 88H57V94L60 97H63V100H62L63 105L59 106V108H61L60 111H63L61 113L62 114L64 113V110H66V107L65 106H67V105H70V108H72L75 111H77L76 107H73V105H72L73 100L76 99V97L78 99L77 103L79 102V104H80V102L86 101V103H84V104L87 107H89L91 105V107H93V109H95V106L94 105H96L97 98H96V96H94V95L91 94V86L90 85H85L84 87H81V86H77L76 83H75V86H77V87L74 88L73 90H67V94H66V89L68 87L67 86V82L65 81L66 71L65 70H62ZM34 74H36V76H40L39 74H41V75L44 74V71L35 72ZM54 78L51 79L52 80L51 81L52 83H54V81H55ZM39 80L41 81V78H39ZM27 83L29 85L31 84V82H29V81ZM72 92L74 93V95H72V97H71L70 95L72 94ZM84 93H86V94H84ZM50 94H52L53 96L55 94L53 87H51ZM65 96H66V100L64 98ZM87 100H89V101H87ZM74 106H77V105H74ZM81 109H83V107H80V111L81 112H84V110H81ZM95 111H97V110L95 109ZM69 112H70V110H69ZM143 112L144 111H142V113ZM19 113H21V115H23L24 117H26V118L28 117L29 118L28 112H26L27 115H25L22 111L19 112ZM69 114H71V113H69ZM53 117H55V114L51 117L52 118V121L55 120ZM93 118H94V116H93ZM58 121H59V123H63V124L65 123V120H62V119H60ZM96 124H97L96 123V120L93 119V127H95ZM254 136H256V135L254 134ZM256 137L264 138V134L262 133V131H260V134L257 135ZM95 142H96V140H94V141L93 140H90L89 144H95ZM152 144H154V143H152ZM154 145L157 148L156 147L155 148H152V151H153V154H155L157 156L155 158H152V159H150L148 161H145V162L147 164H151L153 161L156 162L157 163L156 166L148 165L149 166L148 170L151 169V168L154 169L156 167V170H157L156 173H162L164 170L161 171V168L158 167V162H159L160 157L162 156V154H166L168 152V150H170V147L171 146H169L168 148H165V146L164 147L163 146L161 147V145H159V143H156ZM253 148H254L253 150H256V147L253 146ZM263 148H264V146H260V148H258V149L261 150ZM82 150H83L82 149V142L78 138L77 139H68V141L66 142V144L63 147H61V152L63 154H65L63 156V158L65 159L68 156L67 160L71 161L72 167L74 165L75 166L76 165L78 166V163H81L82 166H78V167H79V169H83L84 176H83V173H82L81 174V177H85L86 176L85 174L86 173H89L90 174V170H93L94 168H93V165H92V159H91V157L85 156L83 159L81 158V152L80 151H82ZM72 151H76V153L74 155H71V157L69 158V154ZM90 151H92V150L90 149ZM163 152H165V153H163ZM96 153L97 152L94 151V154H96ZM171 154H173V153H171ZM174 156L176 157V154H174ZM128 161H129V157H126V159H125V161L123 163L125 164ZM124 164L122 165L123 167L124 166H127L128 163L126 165H124ZM250 164H254L255 165V168L253 170H251V172H256L257 169H259V164L258 163L249 161L247 163V165H250ZM72 167H71V169H72ZM127 169H129V168H127ZM163 173L166 174L167 172L165 171ZM240 173H245V172H240ZM139 179H141L145 183V185H147L146 184V180L144 178H139ZM168 180H170V179L168 178ZM167 181H165L163 183L162 182V178H161L156 184L147 185V186L140 185V186H142V188H144L146 190H149L151 192L149 194V196H150L149 198L150 199H153L152 197H153V192L155 191V189L158 186H161L163 184H166ZM91 192L92 191L90 190V193ZM146 197H148V195ZM226 200L227 199L225 198V201ZM236 200H237L236 203L232 207L229 208V211H227V212H229V214L225 212L226 211V207H224L222 205L223 203L220 204V206L222 207V212H221L222 213V222L223 223H229L231 227H234L235 228V231H236L235 237H230V236H227L226 235L225 238L223 239V237H222V235H221L220 232L214 231L208 237V240H209L208 246H210L214 241H216L217 246L221 247L220 246L221 244L228 243V242H226V240H228V239L230 240L231 243H233V244H235L237 246V249L254 248V247H258L261 244H264V215H263L264 214V210L258 205L257 202L253 201L252 202L253 205L257 206V208H258L257 212H254V213H243L242 214L240 210H236V207H237V205L239 203V199L237 198ZM86 202L90 203V200L89 201L87 200ZM127 206L129 207V209H133L134 208L133 205H128L127 204ZM156 206H157V204L153 205L152 208H154ZM118 208H122V207L118 206ZM141 216L144 219H147L146 218L147 217L146 216V211L143 208L141 209ZM110 224L113 225V222L110 221ZM194 224H196V223H194ZM186 233H187V231L185 230V235H186ZM82 243H81V245H82ZM123 243H125V242H123ZM133 243H134V239H132L129 242L130 249L132 248ZM190 244L192 246V244H195V243L194 242H190ZM195 246H197V245L195 244ZM108 247L109 246L106 244V248H104V250L109 249ZM205 247H207V246H205ZM263 252H264V250H263ZM236 264H264V254L262 256H259V257H256V258H253V259H250V260L239 261Z\"/></svg>","mask_w":264,"mask_h":264},{"label":"bare ground","instance_id":"obj_6","mask_svg":"<svg viewBox=\"0 0 264 264\" xmlns=\"http://www.w3.org/2000/svg\"><path fill=\"white\" fill-rule=\"evenodd\" d=\"M189 6V5H188ZM150 7V6H149ZM51 14V13H50ZM18 17H15V16H11L10 18H9V21L7 22V24L9 25V26H11V27H13L14 25H18L19 24V22H18V19H17ZM194 21H198L197 19H195V18H193V22ZM200 22V26H202L203 25V21H199ZM29 24V23H28ZM236 28H238V27H236ZM206 31H208V29L206 30ZM21 32V29L19 30V33ZM20 35L21 34H19V36H18V38L20 37ZM181 37V36H180ZM86 46V45H85ZM114 61V60H113ZM114 66V65H113ZM111 75V74H110ZM115 75V74H114ZM112 76V75H111ZM121 76V75H120ZM119 82V81H118ZM70 83H67V86L68 87H70V90H73L72 88V85L73 84H71V85H69ZM174 86V85H173ZM67 87V88H68ZM172 88H174V87H172ZM262 94L261 96H260V93ZM70 95V94H69ZM72 95H74V93L72 92V94L70 95L71 97H72ZM248 97H249V94H248ZM259 98V99H257V102H260V101H262V103H263V99H264V91H262V90H254L253 92H250V99L249 100H245V99H243V100H239L238 99V101H232V100H228V101H226L224 98H218V100H217V102H215V103H212V104H208L209 102H205V101H203L202 99H200V97L198 96V99H197V101L194 103V105L193 106H191V108H189L188 109V106L186 105L184 108H186V109H188V111H190V116H188L187 118L185 117V115H183L182 114V112H181V110L179 111L178 110V112H180V117H181V119L183 120V124L180 126V127H177V126H172V131H173V137L176 139V140H178V139H180V137L178 136V132L184 127V125L186 124V122L187 121H185V120H192V119H194V118H196L197 116H199V114H201L202 112L203 113H209V112H212V111H214L215 109H217L218 107H226L227 106V108L228 109H230V110H232V111H236V118H237V124H238V126H239V130H241L242 128H244L245 127V125H244V123H243V121H242V116L243 115H248L249 116V119H251V120H255L256 119V117H257V114H255L254 115V113H252L251 112V102L254 100L255 101V99L256 98ZM65 98V97H64ZM247 98V97H246ZM229 99H231V98H229ZM240 99H242V98H240ZM234 100V99H233ZM237 100V99H236ZM77 101H78V99H77V97H76V99H74L73 100V103H72V105H73V107H76V109L78 110V114H80L81 113V111H80V107H83V109H81V110H84V112L85 113H87V114H90V115H93L94 116V118L93 119H95L96 120V123H97V121H98V123H100L99 125H100V127H101V131H106L107 130V127L109 128L111 125H110V121L112 120V119H110L107 115L106 116H102V115H100V112H98V111H95V109L96 110H98V106H97V104H96V107H95V109H93V107L92 108H90V109H88V107L87 106H85V105H83V103L84 102H80V104H79V102L77 103ZM261 103V104H262ZM74 105H77V106H74ZM224 105H226V106H224ZM100 106V105H99ZM160 108V107H159ZM163 108V107H162ZM101 110V109H100ZM88 111V112H87ZM95 111V112H94ZM235 111H234V113H235ZM102 112V111H101ZM163 112V111H162ZM162 112H160V113H162ZM166 113V112H165ZM7 113H5V115H6ZM6 117V116H5ZM113 117V116H112ZM109 121V122H108ZM182 122V121H181ZM103 123H106L107 125H104ZM110 129V128H109ZM166 129H167V127H166ZM112 130V129H111ZM171 131V132H172ZM109 132H112V131H110L109 130ZM107 138V137H106ZM105 138V139H106ZM109 138V137H108ZM174 139V140H175ZM175 140V141H176ZM175 141L172 143V146H171V150H170V152H167L165 155L166 156H170V154L171 153H173V152H176L177 154V159H180V153H178L179 151H178V145H179V143H177V144H175ZM147 142V141H146ZM179 142H180V140H179ZM151 145V144H150ZM174 145H175V150H173V147H174ZM232 148V146H230L229 147V149H231ZM245 151L244 152H242V153H240L239 155H234V161H235V158H240L241 160H247V155H246V153H247V151L249 150V149H251L250 148V146H246L245 147ZM144 152V148H143V150H141V152L140 153H137L138 154V156H137V154L134 156V161L133 162H135V161H137L139 158H141V156H142V153ZM215 153H218L219 155H221V156H223L224 155V153H225V150L223 149V148H220V147H216V148H212V150H211V154L210 155H206L205 157H207L206 159H210L211 157H213V155L215 154ZM237 154V153H236ZM139 157V158H138ZM196 160H199V157L198 158H196ZM195 160V161H196ZM239 160V159H238ZM132 162V163H133ZM205 162H209V161H205ZM128 166H129V164H127V166H122L121 168H122V170H121V175H123L125 178L127 177L126 176V169L128 168ZM188 169V168H187ZM186 169V170H187ZM162 170H164V171H166L167 173H166V175H167V177L170 179L171 177H172V169H169V168H166V169H164L163 168V166H162V168H161V171ZM249 170V169H248ZM186 172V171H185ZM113 175H117V174H113ZM138 182H136V184H137ZM133 188V183H132V181H131V179L130 178H126V181L125 180H123V182H121V181H115V185L113 186V188H112V191H110V194L112 195V196H114V195H116V200L118 201V202H122V201H126L127 203H128V205H132L133 203H134V192H132V189ZM111 190V189H110ZM82 192V191H81ZM104 193V192H103ZM97 195H98V193H97ZM112 196H111V198H112ZM103 197V196H102ZM233 197V196H232ZM109 198H110V196H109ZM229 198V197H228ZM234 198V197H233ZM236 199L234 200V202L236 203ZM134 205V204H133ZM104 206V205H103ZM131 207V206H130ZM225 207H226V205H225ZM102 208H106L105 206L104 207H102ZM85 208H83V209H79L80 210V212H82L83 210H84ZM136 209L134 208V211H135ZM105 211V210H104ZM85 213L83 214V218H80L78 215H77V212H75V213H72L71 214V216H75L73 219L74 220H77V223H81V221H84L85 219H89V214H90V212L88 211V210H86V211H84ZM88 217V218H87ZM66 221V220H65ZM71 222L73 223V220H71ZM154 225V224H153ZM67 226V225H66ZM90 226V225H89ZM38 226L37 225H35V229H38L37 228ZM88 227V226H87ZM68 228V227H67ZM87 231H85V232H83V234L84 233H86ZM93 232V230L92 229H90L89 231H88V236H92V233ZM110 231L108 230V229H106L103 233H105L104 235H106L107 237H113L112 239H114L115 241H118V243L116 244V245H114V244H110V242H109V240L107 241V237H103V239H101V237H100V239H101V241H103V243L105 242V243H108L107 245L109 246L108 248L110 249V250H107L108 252H109V254L108 255H110V257L112 256V257H115V256H122V253L123 252H127L129 249H130V245H129V242L132 240V239H134V238H132L131 237V239H129V237H126V236H122L121 234H117V235H114V234H111V233H109ZM76 236H79V235H76ZM59 238H61L62 239V237L60 236ZM81 238H83V237H81ZM61 239L60 240H57V243L58 242H60L61 241ZM111 239V238H110ZM123 242H125V243H123ZM53 243V242H52ZM82 243V242H81ZM111 243H114V242H111ZM110 244V245H109ZM123 244H125V246H121V245H123ZM111 246V247H110ZM62 247L60 246L59 247V249H61ZM126 249H127V251H126ZM54 252V249L52 250V252H50L49 253V255H48V257H50L51 256V259H49V258H47V261H45V263L44 264H50V263H54L55 261H56V257L61 261H63V263H67L68 262V260H67V257H66V261H65V258H64V260H63V257H64V251H63V253H53ZM84 252H86L87 253V246L84 248V249H82V251H81V253L80 254H82V253H84ZM54 254H56L57 256H54ZM53 256V257H52ZM101 256V255H100ZM102 257V256H101ZM186 257V256H185ZM207 257L208 256H206V255H200V254H195V255H193V262H191V256L190 257H187V261L186 262H188L189 264H215V263H211V262H207L206 261V259H207ZM107 257H102V264H105V259H106ZM213 260V259H212ZM211 260V261H212ZM185 262V264H188V263H186ZM222 263L223 264H233V261L232 260H229V259H227V258H225V259H223V261H222ZM98 264H99V262H98ZM216 264H221L220 262L219 263H216Z\"/></svg>","mask_w":264,"mask_h":264},{"label":"water","instance_id":"obj_7","mask_svg":"<svg viewBox=\"0 0 264 264\" xmlns=\"http://www.w3.org/2000/svg\"><path fill=\"white\" fill-rule=\"evenodd\" d=\"M23 22L24 21H21V23H23ZM214 30H216V29L214 28ZM180 39H181V37H180ZM2 95L5 97H8V92L4 91L2 93ZM90 108H92L91 105L88 107V109H90ZM212 112H209V113H212ZM234 117H235V115H234ZM206 151L209 152L210 148L207 147ZM194 153L196 155H198L199 151H195ZM163 172H165V171H163ZM49 196H51V194H49ZM78 196H80V192L78 193ZM232 196L235 197L234 195H232ZM222 205L225 207L224 203ZM78 208H80V207H78ZM60 214L63 217H65V215H66V213L64 211H61ZM104 236L107 237L106 235L102 234L101 239H103ZM107 238H108L107 241L109 240L111 245L112 244L116 245L118 243V241H115L114 239H112L113 237H107ZM96 241H97V239L94 240V242H96ZM111 242H114V243H111ZM108 243H105V244H108ZM68 247H70V246L68 245ZM263 250H264V244H261L258 247L246 248V249L219 247V246H217L216 241H214L210 246H207V247L195 246V244H192L191 248L183 249L180 252L176 264H185V262L188 260L187 257H190V256H191V262H193V255H195L196 253L200 254V255L208 256L206 259L207 262H211V263H215V264L220 262L221 264H223L222 263L223 259L227 258L229 260H232L233 264H236L239 261H246V260H250V259L262 256L264 254ZM88 253L93 255L95 253V249L93 247H89ZM82 261H83V264H90V259L87 256H84ZM186 263H188V262H186Z\"/></svg>","mask_w":264,"mask_h":264},{"label":"crops","instance_id":"obj_8","mask_svg":"<svg viewBox=\"0 0 264 264\" xmlns=\"http://www.w3.org/2000/svg\"><path fill=\"white\" fill-rule=\"evenodd\" d=\"M194 2L196 1V0H193ZM202 1L203 0H200V3H199V6H200V9H201V13H202V15L207 19V17L204 15V13H203V10H202ZM219 0H216L215 1V6H217V5H221V6H223V9H222V11L221 12H218V13H216V17L214 18L215 20H218V17H217V15L218 14H222V12H224L226 9H227V3L225 2V3H219L218 2ZM229 3L234 7V9L239 13V11H240V9H239V4L237 3V1L236 0H230L229 1ZM172 4V2L170 3V5ZM185 5L186 4H183L182 5V7H185ZM190 6V5H189ZM187 7H188V5H187ZM168 9H172V6H171V8H168ZM148 15H149V13L147 14V16H145L144 18L146 19L147 17H148ZM159 17L161 18V30H160V33H159V37L158 38H152V40L153 41H155V40H159V41H162V42H167L164 38H163V35H164V32L165 31H169L168 29H169V27L171 26V24H169L166 20H165V18L164 17H162L161 15H159ZM143 19V18H142ZM209 22L211 21L210 19H207ZM213 20V19H212ZM217 22V21H216ZM215 23V22H214ZM143 24L145 25V28L147 29V25H148V21H145V22H143ZM168 25V26H167ZM153 41H152V43H153ZM213 41H216V42H219L220 40H217V39H213L211 42H210V44H211V46H212V42ZM225 42V41H224ZM152 43H149L148 45H146V49H147V51L145 52V51H143V53L146 55V56H149V54H148V52L150 51V49H151V46H152ZM169 43V42H168ZM179 47V46H178ZM155 54H158V52H156L155 51ZM162 54V53H161ZM213 54V53H212ZM189 53H184V54H181V53H177L176 55H175V59L174 60H172L170 57H167L171 62H174V63H177V62H179L178 63V65H180L181 67L184 65V66H188V67H190V68H192V69H196L200 64H201V61L199 62L198 60H196V59H191V57H189ZM214 56V55H213ZM215 57V56H214ZM144 58H147V57H144ZM148 59H153V58H148ZM202 59V58H201ZM218 61V60H217ZM196 63L197 65L196 66H194L192 63ZM220 62V61H219ZM213 113V112H212ZM208 114H210V113H207V114H205V115H208ZM28 115L29 116H31V114H29L28 113ZM7 159V158H6ZM5 159V160H6ZM15 165H16V168H17V170L19 171V169H18V167H17V164L15 163ZM79 168V167H78ZM20 172V171H19ZM21 173V172H20ZM24 177H25V186H24V188H14V189H25V188H27V185H28V183L29 182H31V180H34V183L36 184V183H38L42 178H40L39 180L38 179H35L33 176H31V175H26V174H24V173H21ZM7 178V177H6ZM8 179V178H7ZM80 179H81V177H80ZM79 179V180H80ZM38 180V181H37ZM76 181V180H75ZM10 183V182H9ZM74 183V182H73ZM35 184H34V186H35ZM11 185V184H10ZM52 185V184H51ZM34 186L32 187V195H31V198H33V199H35V200H37V201H40V202H43V203H54V201H56V202H62V201H60V199H62V198H60V197H58V196H52V197H55L54 199H52V197L51 196H49V191H48V194H47V200H44V201H41L39 198H34V196H33V194H34ZM230 196V195H229ZM71 198V197H70ZM257 199H260V198H257ZM54 200V201H53ZM73 202H75L74 201V199L73 198H71V202H69V203H73ZM63 203H65V202H63ZM255 203V202H254ZM256 204V203H255ZM259 205V204H258ZM219 207V206H218ZM5 208H12V209H14L13 207H12V204L11 203H9V204H7V205H5L4 207H1V211L3 210V209H5ZM3 212V211H2ZM4 213V212H3ZM56 218H57V216H56ZM55 218V219H56ZM90 247H93L94 249H95V247H94V245H89ZM107 250H110V249H107ZM15 255L17 256V257H19V254L18 253H16L15 252ZM30 254H27L26 256H23L22 255V257H21V259H22V264H27V262L28 261H30V258L32 257V256H29ZM39 264H40V262H39Z\"/></svg>","mask_w":264,"mask_h":264}]
</instances>
